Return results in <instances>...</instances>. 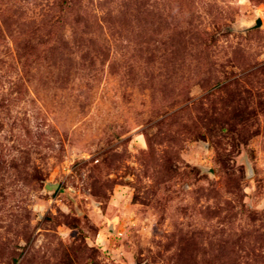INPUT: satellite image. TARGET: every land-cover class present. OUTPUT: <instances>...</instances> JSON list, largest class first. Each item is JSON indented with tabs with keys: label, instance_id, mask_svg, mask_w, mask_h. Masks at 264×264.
Instances as JSON below:
<instances>
[{
	"label": "rangeland",
	"instance_id": "rangeland-1",
	"mask_svg": "<svg viewBox=\"0 0 264 264\" xmlns=\"http://www.w3.org/2000/svg\"><path fill=\"white\" fill-rule=\"evenodd\" d=\"M0 264H264V0H0Z\"/></svg>",
	"mask_w": 264,
	"mask_h": 264
},
{
	"label": "water",
	"instance_id": "water-1",
	"mask_svg": "<svg viewBox=\"0 0 264 264\" xmlns=\"http://www.w3.org/2000/svg\"><path fill=\"white\" fill-rule=\"evenodd\" d=\"M261 25V20L259 17H257L252 23L251 25H249L247 28L250 29V28H257V27H260ZM53 188H56V185H53V184H48L46 185V189H53Z\"/></svg>",
	"mask_w": 264,
	"mask_h": 264
}]
</instances>
